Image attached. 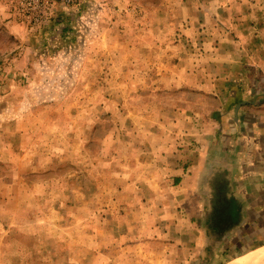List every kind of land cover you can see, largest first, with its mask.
I'll list each match as a JSON object with an SVG mask.
<instances>
[{
  "label": "rangeland",
  "instance_id": "374dc122",
  "mask_svg": "<svg viewBox=\"0 0 264 264\" xmlns=\"http://www.w3.org/2000/svg\"><path fill=\"white\" fill-rule=\"evenodd\" d=\"M215 49L263 66L264 0H0V264H210L224 243L209 215L198 260H165L170 214L135 173L149 109L208 118L264 90L231 84L220 107L211 88L165 85ZM239 233L214 264L264 246V228Z\"/></svg>",
  "mask_w": 264,
  "mask_h": 264
},
{
  "label": "crops",
  "instance_id": "0c3cea01",
  "mask_svg": "<svg viewBox=\"0 0 264 264\" xmlns=\"http://www.w3.org/2000/svg\"><path fill=\"white\" fill-rule=\"evenodd\" d=\"M213 51L211 65H193L194 71L188 73L186 63L180 62L173 68L179 72L178 79L164 81L165 85L183 84L204 92L211 88L220 107L229 101L226 88L230 89L231 84L264 86V65L256 67L249 63L245 67L230 62L225 49ZM206 72L210 75L205 77ZM259 91L254 100L249 89L246 97V93L237 92L235 103L242 100V106L239 103L228 107L229 110L209 112L208 118L204 117L205 112L191 114L184 108L158 116L151 109L147 111L155 119V125L149 127L155 138L154 142L149 138L147 160L142 154L139 156L143 160L141 164L140 160L137 162L141 175L135 174L140 176L139 180L154 183L151 187L157 212L170 214L167 221H171L162 230L169 231L165 241L169 240L170 249L176 247L177 252L165 255L167 262L187 263L190 259L193 263L198 260L196 254L191 256L188 252L197 248L202 251L213 244L205 223L207 215L212 220L210 225L219 233L218 238L222 237L213 245L218 246V241L224 243L223 247H216L210 264L220 262L231 243L238 242L240 246L243 241L237 238L239 232L264 228L252 217L264 214V90ZM233 204L235 209L228 211ZM222 207L224 217L220 219L216 212L222 211Z\"/></svg>",
  "mask_w": 264,
  "mask_h": 264
},
{
  "label": "bare ground",
  "instance_id": "6f19581e",
  "mask_svg": "<svg viewBox=\"0 0 264 264\" xmlns=\"http://www.w3.org/2000/svg\"><path fill=\"white\" fill-rule=\"evenodd\" d=\"M227 264H264V246Z\"/></svg>",
  "mask_w": 264,
  "mask_h": 264
}]
</instances>
